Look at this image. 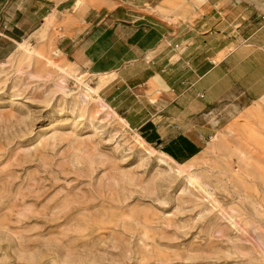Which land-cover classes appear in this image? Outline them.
Masks as SVG:
<instances>
[{"label":"rangeland","instance_id":"374dc122","mask_svg":"<svg viewBox=\"0 0 264 264\" xmlns=\"http://www.w3.org/2000/svg\"><path fill=\"white\" fill-rule=\"evenodd\" d=\"M53 1L61 10L34 28L0 29V264H264V94L182 109L200 145L182 164L190 182L146 153L159 150L161 112L126 127L100 92L114 73L104 80L62 49L97 0ZM203 1L168 0L164 12L176 20ZM236 1L264 33V0Z\"/></svg>","mask_w":264,"mask_h":264},{"label":"crops","instance_id":"0c3cea01","mask_svg":"<svg viewBox=\"0 0 264 264\" xmlns=\"http://www.w3.org/2000/svg\"><path fill=\"white\" fill-rule=\"evenodd\" d=\"M27 1L0 0L1 33L9 35L10 27L18 33L34 28L63 4ZM166 2L120 0L116 5V0H97L79 20L83 28L66 36L62 49L89 71L105 75L104 80L114 73L100 92L126 127L135 130L160 111L166 120L150 126L159 150L150 147L183 164L200 145L180 125L185 121L182 109L193 105L201 110L235 94L249 100L264 94V33L256 21L260 14L248 2L204 0L187 13L178 10L176 20L164 12ZM144 5L151 11H141ZM146 85L166 100L146 102L138 93ZM126 96L131 100L123 104Z\"/></svg>","mask_w":264,"mask_h":264},{"label":"bare ground","instance_id":"6f19581e","mask_svg":"<svg viewBox=\"0 0 264 264\" xmlns=\"http://www.w3.org/2000/svg\"><path fill=\"white\" fill-rule=\"evenodd\" d=\"M47 63L50 64V65L52 64L50 61H48ZM54 64H56V63H54ZM83 87L85 89L84 92L86 94H90V95L93 94V95H96L98 98H100V96L97 95L95 87L92 88V87H90L88 85H85V84L83 85ZM146 153H148V154H150L151 156H154V157L156 156L157 162H159L161 164V166L163 165V166L167 167L169 170H172L174 173H176L178 175H185L190 182L194 180L195 176H193L191 174V171H192L191 166H189V165H185L184 166V165H182L180 163H177L174 160H172L170 157L166 156L165 154H163V153H161L159 151L154 150L150 146H148V148H146ZM201 190H203V189H201ZM198 191H200V190H198Z\"/></svg>","mask_w":264,"mask_h":264},{"label":"built area","instance_id":"2783aa9c","mask_svg":"<svg viewBox=\"0 0 264 264\" xmlns=\"http://www.w3.org/2000/svg\"><path fill=\"white\" fill-rule=\"evenodd\" d=\"M261 17H262V19H264V15H262Z\"/></svg>","mask_w":264,"mask_h":264}]
</instances>
